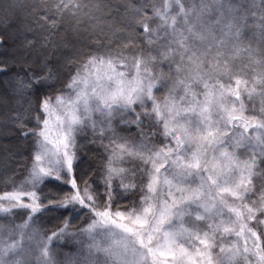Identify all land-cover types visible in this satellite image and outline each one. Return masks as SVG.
Returning <instances> with one entry per match:
<instances>
[{
  "label": "snow or ice",
  "instance_id": "obj_1",
  "mask_svg": "<svg viewBox=\"0 0 264 264\" xmlns=\"http://www.w3.org/2000/svg\"><path fill=\"white\" fill-rule=\"evenodd\" d=\"M250 18L264 33V0H0V45L22 38L44 53L41 72L22 63L12 75L15 110L0 115V136L30 140L31 157L22 179L0 178L12 189L0 192V264H264V106L259 120L244 114L256 89L228 54ZM151 47L193 71L168 87ZM88 132L98 170L81 168ZM79 236L88 242L60 259Z\"/></svg>",
  "mask_w": 264,
  "mask_h": 264
},
{
  "label": "trees",
  "instance_id": "obj_2",
  "mask_svg": "<svg viewBox=\"0 0 264 264\" xmlns=\"http://www.w3.org/2000/svg\"><path fill=\"white\" fill-rule=\"evenodd\" d=\"M115 2L124 4L128 2V0H115ZM131 2L139 4L143 2V0H131ZM164 2L165 0H148L149 6L152 4L160 5ZM167 2L171 3L172 0H167ZM233 2L247 3V0H233ZM255 2L258 4L259 0H255ZM148 15L151 16L152 13L149 11ZM158 23L159 21H150L149 26L155 27ZM259 25V19L250 18L248 28L245 29L241 40L239 42L234 41L232 45H230L228 53L231 57V62L236 67V70L238 72H243L241 79L248 82L247 87H254L256 89L251 100H249L246 96L244 98L246 109H248L244 114L249 117H256L257 120L260 118L259 110L262 106H264L261 103L260 97V92L264 90V85H261L259 82L260 73L261 71H264V66L259 63L260 60L264 59V56H261V52L264 51V33L261 32ZM161 36H163V33H161ZM71 37L72 34L69 31L66 34V39L70 40ZM29 38L31 39L32 37L29 36ZM92 39H106L111 42L113 47L121 46V41L118 37L106 36L104 33L98 32L92 37ZM21 43L22 38H16L10 39L7 43L0 45V63L11 64L15 61V66L12 67L8 73L0 72V115L10 116L15 110L14 98L10 94L11 77L18 70L22 71V63H31L33 70L38 73L41 72V60L44 55L42 50L38 46L33 50H22ZM123 43L127 44V41H123ZM136 43L143 45L142 40H138ZM157 43L163 45L164 41L160 40ZM231 48H238L240 50L233 52L231 51ZM146 51H150L152 55L156 56L157 60L160 61V63L153 68V71L157 73L163 71L166 75L171 77V80L168 82V87L172 86L173 80L186 79L187 75L193 71L192 66L189 65L186 60L182 61L179 57H175L171 61L166 58L162 59L160 55L161 52L164 51L162 47H151L146 49ZM67 53L68 49H65L59 55H65ZM52 59L53 63L50 67H55L57 57H53ZM169 63L172 64L171 68L168 67ZM177 67H179V71H177ZM57 86L59 87V85ZM168 87L164 88L160 92H155L154 90V94L157 96L158 100H162L163 97L168 94ZM197 91H200V89H197ZM174 94L179 97L183 95V91L177 87ZM253 108H255L256 111H251ZM137 111H139V109H137ZM249 133H252V129H249ZM86 135L89 139H83L80 135L77 136V145L81 149L78 152L82 161L81 168L87 169L92 167L98 170L99 165L102 163L101 156L103 149L99 146V144H92L89 142L91 139L90 132L86 133ZM30 162V140H21L10 134L0 136V178L15 176L17 180L22 179ZM11 190L12 189L10 187H6L2 182H0V192ZM0 222L8 223L6 219H0ZM15 222H21L19 215L17 216ZM74 223L78 224L79 222L77 221ZM45 226L50 227L51 225L46 224ZM233 241H235L234 236L226 235L220 242L223 243L225 247H230ZM87 242L88 241L83 236L65 237L60 246L57 248L60 259H65V254H75L81 247V243ZM218 251L219 249H215L213 254L215 255Z\"/></svg>",
  "mask_w": 264,
  "mask_h": 264
},
{
  "label": "rangeland",
  "instance_id": "obj_3",
  "mask_svg": "<svg viewBox=\"0 0 264 264\" xmlns=\"http://www.w3.org/2000/svg\"><path fill=\"white\" fill-rule=\"evenodd\" d=\"M121 70H124V69H121ZM186 226H187V225H186ZM180 243H183V244H184V246H185L186 248H188V247H189V244H188V243H186V242H185V241H183V240H181V241H180ZM189 250L194 252V248H190ZM194 258H195V255H194ZM165 259H167V260H168V264H171V257H166Z\"/></svg>",
  "mask_w": 264,
  "mask_h": 264
}]
</instances>
